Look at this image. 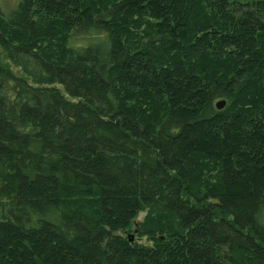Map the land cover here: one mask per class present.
I'll list each match as a JSON object with an SVG mask.
<instances>
[{"label":"trees","instance_id":"1","mask_svg":"<svg viewBox=\"0 0 264 264\" xmlns=\"http://www.w3.org/2000/svg\"><path fill=\"white\" fill-rule=\"evenodd\" d=\"M3 18L0 264H264V0Z\"/></svg>","mask_w":264,"mask_h":264},{"label":"rangeland","instance_id":"2","mask_svg":"<svg viewBox=\"0 0 264 264\" xmlns=\"http://www.w3.org/2000/svg\"><path fill=\"white\" fill-rule=\"evenodd\" d=\"M18 0H0V31L2 34H4L7 37H16L13 29L6 24V22L3 20V17H7L11 14V12L14 10ZM2 13V14H1ZM17 40V38H16ZM0 60L3 63H6L9 65V67L14 72H19V74H24L23 69L19 66L14 65L11 63V61L6 57L5 52L0 48ZM142 217V214H139L137 217V220H139ZM126 237H130V241H139V242H147L146 238H138L135 233H125Z\"/></svg>","mask_w":264,"mask_h":264},{"label":"water","instance_id":"3","mask_svg":"<svg viewBox=\"0 0 264 264\" xmlns=\"http://www.w3.org/2000/svg\"><path fill=\"white\" fill-rule=\"evenodd\" d=\"M224 104H225V101L222 100V101H218V102H216L215 106H216L218 109H220V108H222V107L224 106Z\"/></svg>","mask_w":264,"mask_h":264}]
</instances>
